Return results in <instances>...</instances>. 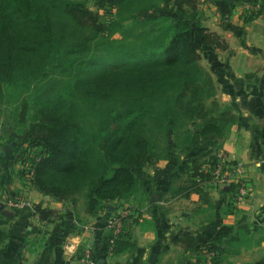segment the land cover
Here are the masks:
<instances>
[{
	"label": "trees",
	"instance_id": "trees-1",
	"mask_svg": "<svg viewBox=\"0 0 264 264\" xmlns=\"http://www.w3.org/2000/svg\"><path fill=\"white\" fill-rule=\"evenodd\" d=\"M167 3L109 0L115 13L102 20L86 0H0V105L21 100L13 129L26 134L18 151L27 154L35 187L59 199L84 191L86 209L99 213L115 199L134 196L139 171L169 157L171 144V152L189 161L190 183L179 191L202 190V182L217 175L218 151L237 116L219 103L194 25L183 12L185 4L196 7V0ZM49 6L87 15L94 33L65 42L52 27ZM198 27L203 44L224 45L218 34ZM115 33L121 38H112ZM56 76L59 90L42 96L40 90ZM189 121L196 130L185 126ZM35 209L42 218L56 214ZM126 228L114 235L113 251L131 245ZM176 239L195 251L194 264L205 261L207 252L211 264H225L234 226L222 223L209 235ZM248 241L244 236L238 243Z\"/></svg>",
	"mask_w": 264,
	"mask_h": 264
},
{
	"label": "crops",
	"instance_id": "crops-1",
	"mask_svg": "<svg viewBox=\"0 0 264 264\" xmlns=\"http://www.w3.org/2000/svg\"><path fill=\"white\" fill-rule=\"evenodd\" d=\"M245 1L196 0L201 25L224 44H203L196 29L201 62L213 77L216 97L237 116L219 149L232 162L222 168L226 180L216 175L202 182V190L179 191L190 183L189 161L186 154H171L141 169L143 198L136 193L115 199L92 213L84 191L59 199L35 187L27 154L18 151L26 134L14 129L0 135V197L20 195L56 214L42 218L36 209L8 208L0 199V264H85L80 260L85 245L92 247L96 264H194L195 251L177 236L209 235L222 223L233 224L235 235L223 263L264 264V15L245 19ZM231 183L235 191L226 190ZM123 210L132 243L117 252L108 219ZM244 236L248 244L238 243ZM70 238L79 241L75 253L63 250ZM205 254L200 264H211L212 252Z\"/></svg>",
	"mask_w": 264,
	"mask_h": 264
},
{
	"label": "rangeland",
	"instance_id": "rangeland-1",
	"mask_svg": "<svg viewBox=\"0 0 264 264\" xmlns=\"http://www.w3.org/2000/svg\"><path fill=\"white\" fill-rule=\"evenodd\" d=\"M153 1H155V3L159 2L161 6H164L168 0H153ZM86 2H87L88 7H90L94 11H98L100 15V19L102 20L110 19V17H112V15L115 13V7L110 8L108 5L101 6L99 5V0H86ZM189 5L190 4L184 5L183 12L185 16L188 17L191 24L194 25L193 33H195L196 29H199L198 26H200L201 24L200 15L197 13V5L196 7H192ZM49 15H50L52 27L55 33L58 35H62L64 41L67 43L73 44L84 37H90L94 33V24L92 22V19L81 12L71 13V12L62 11V10L60 11V10L55 9L52 6H49ZM112 38H121V34L115 33L114 36H112ZM91 75H94V74L90 73L87 76L90 77ZM59 77L61 76L53 77V79H51L47 83V85L45 86V89L43 91L40 90V94L44 97L53 96L59 90L60 85H61V83L59 82ZM20 101L21 100L11 101L7 103L3 102L0 105V135L2 134L8 135V133L13 132L14 130L13 129L14 127L13 118L19 112L21 108ZM219 103L221 105L229 106V104L223 103L220 100H219ZM68 114H74V113L72 111H69ZM188 125L191 126L193 130L197 129V127L194 126L193 121H189L185 124V126H188ZM4 138H6V136ZM171 145L174 146L173 144ZM172 146L168 147L169 148L168 152L170 153V155L171 154L176 155L177 154L176 152H171L173 148ZM227 163L230 164L232 162L227 160L226 164ZM141 173L142 172L140 170L139 177L143 175V173L142 175ZM218 176H219L218 177L219 180L223 181L221 173H218ZM244 181H247V180L244 178ZM136 197L140 199L143 198L144 192L138 191Z\"/></svg>",
	"mask_w": 264,
	"mask_h": 264
},
{
	"label": "built area",
	"instance_id": "built-area-1",
	"mask_svg": "<svg viewBox=\"0 0 264 264\" xmlns=\"http://www.w3.org/2000/svg\"><path fill=\"white\" fill-rule=\"evenodd\" d=\"M107 1V5L110 7L109 0ZM112 8V7H110ZM242 15L243 16H260L264 15V0H246L242 4ZM219 162L215 169V174L222 173V168L225 166L227 158L225 154L219 150L218 151ZM227 174V173H225ZM222 175V180H226V175ZM242 190L241 192H243ZM3 199V204L8 208L15 209H35L33 203L29 201L27 198L20 195H7ZM126 214V210H123L119 213H115L111 215L108 219V226L112 229L114 234L120 233L124 229L123 218ZM79 241L75 238L68 239L63 246V250L67 253H75L79 249ZM80 260L85 264H96V259L93 256L92 247L90 245H85L81 249V257Z\"/></svg>",
	"mask_w": 264,
	"mask_h": 264
}]
</instances>
